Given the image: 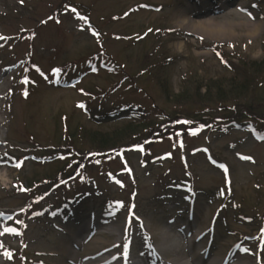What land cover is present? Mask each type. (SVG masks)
Wrapping results in <instances>:
<instances>
[{
  "label": "rangeland",
  "instance_id": "obj_1",
  "mask_svg": "<svg viewBox=\"0 0 264 264\" xmlns=\"http://www.w3.org/2000/svg\"><path fill=\"white\" fill-rule=\"evenodd\" d=\"M209 1L0 0V79L8 84L1 107L8 114L10 141L0 154L24 157L0 188V218L11 226L0 227L7 264H33L36 252L48 253L45 264L58 262L49 253L65 255L83 225L97 224L104 232L112 225L122 228L110 238H94L99 248L118 243L108 257L125 254L142 264H159L156 232L179 229L186 236L185 253L194 249L212 259L226 256L228 264H264V122L217 120L234 107L225 92L238 78L236 66L249 59L264 72V0ZM200 2L203 10L222 8L221 17L215 22L211 15L196 18L191 12L189 17L212 21L222 33L191 35L176 26L174 16ZM256 22L261 30L249 36ZM21 29L28 32L22 35ZM159 44L168 62L157 81L141 71V62ZM30 55L40 71L28 72L31 81H25ZM113 63L123 74L111 70ZM67 64L63 74L57 71ZM191 69H198L194 77ZM257 82L261 103L264 75ZM99 89L108 93L85 95ZM252 92H235L242 106L252 103ZM187 116L194 128L161 129L172 118ZM63 120L72 135L98 121L105 132L127 125L132 131L117 134L118 151L108 154L107 146L101 161L87 156L97 151L93 144L81 142H76L81 154L42 161L50 147L64 144ZM31 154L35 161L26 160ZM69 160L74 163L66 180L40 186V200L26 209L32 193L22 187L31 189ZM17 209L20 215L12 218L9 213ZM34 216L42 217L41 223ZM197 235L202 239L195 245Z\"/></svg>",
  "mask_w": 264,
  "mask_h": 264
},
{
  "label": "bare ground",
  "instance_id": "obj_2",
  "mask_svg": "<svg viewBox=\"0 0 264 264\" xmlns=\"http://www.w3.org/2000/svg\"><path fill=\"white\" fill-rule=\"evenodd\" d=\"M215 0H210L209 2L212 4ZM204 3H197L195 6L188 5L183 10L179 11L175 16L174 20L176 23V26L186 31L187 33L191 35H204L205 33L207 36L211 35H218L219 33H222V27H219L218 25H213L212 21L209 22H199L193 17H189V13L194 12L196 18L199 17H207L208 15H211V19L215 22L217 19L221 17L219 15V12L222 10V8L217 7L216 9H210L209 11L203 10ZM208 27V28H205ZM261 30V23L256 22L254 24H250L248 35H255ZM231 29L225 28L224 32H227L230 35ZM8 87V84L6 82V79L1 80L0 79V149L2 147L8 149L10 146V141H8V129L5 127L8 120H7V112L4 111L1 107V100L5 96V91ZM11 114V113H10ZM4 130V133H3ZM22 132H18V135ZM28 142H31V139L28 140ZM24 158V157H20ZM20 158H14L9 157L8 153H5V155L0 154V188L5 186L7 183H9V180L15 176V172L18 170V168H21L23 166V163ZM26 160L31 159L35 161V157L31 155L25 156ZM12 159V160H8ZM15 165H19L18 167ZM20 212V210H13L12 213H9L12 218H14L17 214ZM8 217V216H7ZM34 221H37L38 223H41L42 217L34 216ZM53 219V218H52ZM19 221V220H18ZM3 223L5 224V221L0 218V227H9L7 225L3 226ZM53 224V223H52ZM191 229H189V236L193 238L195 236V232H193ZM122 231V228L116 225H112L108 228V231H99V225H93V226H86L83 225L78 231L76 236L72 239L71 245H69L66 248L65 255H62L56 251H52V253H49L50 255L57 258L58 262H54L53 264H142L140 261H134L137 257L128 256L125 254H116L111 257L106 256L105 254L114 250L118 243L114 242L108 246L104 247H97L98 240L94 238H98L99 236H106L107 238H110L111 235L119 234ZM173 230H160L157 231L156 234H159V240L157 244V256L159 258V261L157 260V263L159 264H228L230 261V258H227L226 256H220L219 258L216 256V259H212V254L206 253L204 251H193L185 253L187 250V245L185 242V235L182 230H177L173 233ZM1 233V229H0ZM87 234V235H85ZM178 234H181V238L184 241L183 243L178 240ZM202 239L201 235H197L196 239L194 240V244ZM63 248V245L61 246V249ZM22 249V248H21ZM18 251V254H20V249L16 250ZM191 255L189 258V261L186 257H188L186 254ZM6 251L3 244V239L0 238V264H7V259L5 257ZM48 253L46 252H36V258L35 261L32 262L33 264H45L44 258H46ZM58 255L60 257H58ZM53 257V258H54ZM22 258V257H21ZM232 258V256H231ZM132 261V262H130ZM22 262H24V258H22ZM24 264V263H23Z\"/></svg>",
  "mask_w": 264,
  "mask_h": 264
},
{
  "label": "trees",
  "instance_id": "obj_3",
  "mask_svg": "<svg viewBox=\"0 0 264 264\" xmlns=\"http://www.w3.org/2000/svg\"><path fill=\"white\" fill-rule=\"evenodd\" d=\"M30 37H34V31H32L29 34ZM162 46L159 44V46L155 47L154 49H151L149 51H147L144 55V58L141 62V71L143 73H147L148 77L154 78L155 80L159 81L160 80V75L164 72H162L164 70V67L166 66L168 59H166L165 54L163 56V53H160ZM167 55V54H166ZM226 53L224 50H222V55L221 57L225 60H227L229 63H231V58H227L226 57ZM95 59H97V56H94ZM93 57V58H94ZM168 58V55H167ZM93 65V64H92ZM114 67L111 69L113 70V72H115L116 74H118L120 72V66L117 65L116 63H113ZM67 66V65H66ZM237 68V72H238V78H241L239 80H237L238 78L235 77V80H232V87L233 89L230 90V93L227 91L225 92L226 94V98L227 100H231L233 101L232 104L234 105V107H232L230 109L231 112L226 113L228 115H225V117H220L217 120L219 122L225 121L226 122H231V123H235L236 121H240V120H245L250 118L251 120H261L264 121V102L258 101L257 96L255 95V91L256 88L254 89V87L257 86V81H259V79L262 78V76L264 75V72L262 70V65L259 64H252V62L249 59H245L242 61V65H240L239 67L236 66ZM195 68V67H193ZM26 78L25 80L29 81V73L32 71H40L38 65H36L35 63V59L33 58V56H29L27 58L26 61ZM198 69H191L190 70V75L192 77L195 76V74L197 73ZM29 72V73H28ZM60 73H62V71H60ZM122 73V71H121ZM123 74V73H122ZM206 85V84H205ZM119 84L117 85V87H113V89L118 88ZM252 90L253 94L251 97L252 99V103L249 105H244L242 106L239 103V99H238V94H236L235 92H248L249 90ZM105 93H108V91H104L99 89V92L97 93H92L90 91H85V94L90 97V98H96V96H100V95H104ZM229 93V94H228ZM229 97V98H228ZM199 102V101H197ZM123 112V113H122ZM121 114H125L127 113L126 110L122 111ZM115 116L118 115H114L112 118L113 120H118L115 118ZM125 118H129V117H125ZM191 119L195 120V118H192L190 116ZM189 120V116L186 117V119H179L177 118H172L171 122L165 123L163 124V126L161 127V129H163L164 131L169 128V129H173L172 127L174 126H187L186 130L194 128L191 122L188 121ZM64 121V125L63 127L65 128V134H64V144L61 145L63 147L62 152L59 150V152L63 155L64 152H67L68 154L64 155V158L69 159V157L72 156V150H76L77 149V143H83V145L91 143L93 144L92 146H94L96 148L97 151H95V153H88V155H90L93 160L98 159L99 161H101L100 157H106L105 154H103L102 149L107 148V146L110 147V149H105V151H108V154H114L118 151V148L115 147V143H117L119 140L116 139L117 138V134L120 137V134L124 133L125 131H127L128 129H130V131H132L130 125H127L124 128H117L115 130V132L110 133V132H105L100 130L98 126H102L99 125L100 121H98V124H94L93 128H86L85 126H81L79 129L81 130V132L75 134H71L68 130V126H66V122ZM102 121V120H101ZM186 122V123H185ZM225 122V123H226ZM129 126V127H128ZM117 127H120V125H118ZM122 127V126H121ZM78 129V130H79ZM168 129V130H169ZM184 130V131H186ZM167 131V130H166ZM159 132V131H158ZM116 136V137H113ZM82 140V141H81ZM139 141H136L135 143H138ZM100 156H97V155ZM56 156L59 155V153L55 154ZM83 156V155H82ZM46 157H51V156H47ZM89 157V159H90ZM74 163V162H73ZM72 161L69 163H67V165H64V167H62L59 171H57L56 173H54L52 176H48V177H44L43 179H41L40 182L34 181L31 189L30 187L28 188L27 186H24V189H28L29 193H32V196L30 197V201L28 200V203L31 202L34 199L39 198L40 196H42L41 193H37L40 186H53L55 183H58L60 181H62L64 174L66 173V171L70 168V165H73ZM57 174V175H56ZM39 188V189H38Z\"/></svg>",
  "mask_w": 264,
  "mask_h": 264
},
{
  "label": "snow or ice",
  "instance_id": "obj_4",
  "mask_svg": "<svg viewBox=\"0 0 264 264\" xmlns=\"http://www.w3.org/2000/svg\"><path fill=\"white\" fill-rule=\"evenodd\" d=\"M3 37H0V39H2ZM58 71V70H57ZM245 159H250V158H248V157H244ZM15 166H19V165H15ZM0 215H2V214H0Z\"/></svg>",
  "mask_w": 264,
  "mask_h": 264
}]
</instances>
